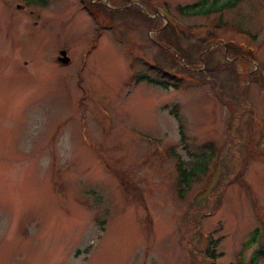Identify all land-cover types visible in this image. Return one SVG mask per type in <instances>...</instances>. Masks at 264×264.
<instances>
[{"label":"rangeland","instance_id":"1","mask_svg":"<svg viewBox=\"0 0 264 264\" xmlns=\"http://www.w3.org/2000/svg\"><path fill=\"white\" fill-rule=\"evenodd\" d=\"M196 1L0 0V264H264V0Z\"/></svg>","mask_w":264,"mask_h":264},{"label":"trees","instance_id":"2","mask_svg":"<svg viewBox=\"0 0 264 264\" xmlns=\"http://www.w3.org/2000/svg\"><path fill=\"white\" fill-rule=\"evenodd\" d=\"M44 0H42L43 2ZM236 1H239V0H226L225 2L223 3H218L219 5H217V1H213V2H206L205 0H200V1H196V2H193V3H190L186 6H179V10L181 12H187V11H193L196 9H198V11H207L209 9H216V8H221L222 6H227V5H232V3H235ZM201 3V4H200ZM165 37V35H164ZM166 74L165 72L163 73V75ZM168 74V73H167ZM168 76L170 77V75L168 74ZM165 77V75H164ZM174 77V76H173ZM142 77H136V79H140ZM147 80L150 81V82H154V83H157L161 86H166L167 83H169L167 80H164V79H156V78H153V77H147ZM174 84H177L176 82H174ZM249 242H257V247L256 249L253 250V257L257 256L258 254H264V227L263 229L259 230V229H254V232H252V234L250 235V238H249ZM213 247H211L209 253L212 255L211 257H214L215 256V253L213 252ZM204 261V259H202ZM205 262V261H204ZM205 264H207L205 262Z\"/></svg>","mask_w":264,"mask_h":264},{"label":"water","instance_id":"3","mask_svg":"<svg viewBox=\"0 0 264 264\" xmlns=\"http://www.w3.org/2000/svg\"><path fill=\"white\" fill-rule=\"evenodd\" d=\"M60 55L58 56V59L62 62H67L68 61V56L65 54L64 50H60Z\"/></svg>","mask_w":264,"mask_h":264}]
</instances>
